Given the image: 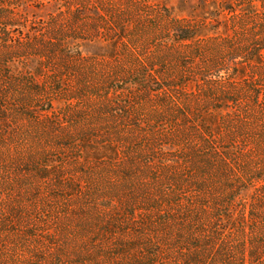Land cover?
<instances>
[{
    "label": "rangeland",
    "instance_id": "1",
    "mask_svg": "<svg viewBox=\"0 0 264 264\" xmlns=\"http://www.w3.org/2000/svg\"><path fill=\"white\" fill-rule=\"evenodd\" d=\"M196 237L195 264H264V0H0V264Z\"/></svg>",
    "mask_w": 264,
    "mask_h": 264
},
{
    "label": "trees",
    "instance_id": "2",
    "mask_svg": "<svg viewBox=\"0 0 264 264\" xmlns=\"http://www.w3.org/2000/svg\"><path fill=\"white\" fill-rule=\"evenodd\" d=\"M232 194H229V196H227V199H223L224 203L230 199L232 197ZM193 201L191 200V205H193ZM223 203V202H222ZM222 203H219L221 206L220 209L217 210L216 213V218L217 221L215 223V225L213 226V229L210 233L205 235H201L204 239H207L208 244L215 238L216 240L221 241L220 242V249L225 250L227 253H232L233 252V248L234 246H228V247H224L225 246V240H228V235L230 234V231L232 233H235L236 230H238L239 225L241 224L239 220H237L236 218H234L230 212H231V208L228 204L224 205ZM223 206V207H222ZM190 209V208H189ZM185 213H183V219L186 218ZM196 242H199V238L196 237V240L191 242V246H180V251L182 254H185V258L183 259V262L185 264H195L199 261L200 258L205 257L204 259H200V261L203 262V260H206L209 256V253L203 254L201 251V248L199 250H197L198 246H200L199 244H197ZM195 243V244H193ZM215 243V241L213 242ZM195 246H193V245ZM169 251L168 249H164L161 246H157L154 247L152 246L149 250L147 255H142V256H136L132 259V261L134 263H139V264H158V262L156 260H154V257H158V258H162L165 261H167V263L170 262V259L173 257L171 255H169ZM256 255V252H255ZM235 256L232 255L229 257V259H233ZM174 258V257H173ZM179 259V258H178ZM177 258H174V260H178ZM260 259V258H259Z\"/></svg>",
    "mask_w": 264,
    "mask_h": 264
}]
</instances>
